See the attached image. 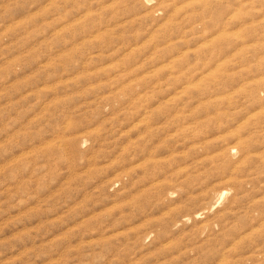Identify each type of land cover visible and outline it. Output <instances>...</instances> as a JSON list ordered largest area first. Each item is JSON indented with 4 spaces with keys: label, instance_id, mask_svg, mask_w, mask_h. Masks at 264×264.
Here are the masks:
<instances>
[{
    "label": "rangeland",
    "instance_id": "rangeland-1",
    "mask_svg": "<svg viewBox=\"0 0 264 264\" xmlns=\"http://www.w3.org/2000/svg\"><path fill=\"white\" fill-rule=\"evenodd\" d=\"M0 264H264V0H0Z\"/></svg>",
    "mask_w": 264,
    "mask_h": 264
}]
</instances>
